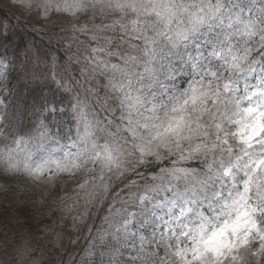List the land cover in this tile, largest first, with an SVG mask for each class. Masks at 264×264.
I'll return each mask as SVG.
<instances>
[{"label": "snow or ice", "instance_id": "6c2138e0", "mask_svg": "<svg viewBox=\"0 0 264 264\" xmlns=\"http://www.w3.org/2000/svg\"><path fill=\"white\" fill-rule=\"evenodd\" d=\"M13 6L46 22L67 18L72 39L89 43L62 72L52 60L51 78L71 94L68 105L41 96L24 131L0 112V176L39 185L85 173L74 196L59 197L64 211L76 213L74 225L99 216L87 229L84 261L244 264L248 252L260 264L264 0ZM10 30L0 23V34ZM7 69L0 59V79ZM164 161L169 166L152 175L143 171ZM13 251V264H39L31 232Z\"/></svg>", "mask_w": 264, "mask_h": 264}, {"label": "rangeland", "instance_id": "374dc122", "mask_svg": "<svg viewBox=\"0 0 264 264\" xmlns=\"http://www.w3.org/2000/svg\"><path fill=\"white\" fill-rule=\"evenodd\" d=\"M13 5L14 0H0L1 10L11 11L16 15L15 23L13 24L14 29L20 30L22 28L19 21L23 19L22 16L24 15L35 14L41 20L43 19L39 13H22ZM35 15L34 17H36ZM54 18L55 23L67 22L64 21L65 18L63 17ZM53 19L47 22L43 19V23L41 20L36 21L34 25L36 27L43 26V32L47 33L52 29ZM9 20L4 11L0 13V23H3L6 28L10 23ZM81 23H83V20H81ZM29 31L31 32V30ZM25 32V29L21 31V33ZM2 38L9 41L6 46L9 48V52L14 54L17 34L8 31L7 34H0V39ZM0 47L2 50L1 44ZM19 59L21 57H17V61ZM7 64L9 66V63ZM38 67L46 68L47 65L45 63L41 65L40 63H36L34 68H29L30 71L24 76L26 77L25 80H31L32 74L38 73ZM81 174L82 172L77 177L72 178L54 176L50 181L46 180L39 185L26 176L19 175L17 176L18 186L14 191L6 184L9 183L10 179L0 176V242L3 244L0 247L2 248L0 251V264H13L14 259H19V257L14 255L13 250L17 247L18 243L22 242V237H27L29 232L39 240L40 251L37 254L39 264H47L46 261H51L53 258L54 264H63V255L61 254L69 246L70 248H74V256L78 257L81 251H83L84 255V249L89 242L87 229L94 222H99V216L94 212L87 224L80 223L74 225L72 216L76 213L64 211L59 199L62 196L75 195L72 189L76 186L77 179L81 178ZM84 177L85 173H83ZM66 203H71V200L66 201ZM49 226L54 231H49ZM82 229L85 232H83L84 238L81 239L79 234ZM58 233L59 236H57ZM243 255L246 257L244 264H256V258L251 256L250 253L245 252ZM88 264H93V262L89 261ZM260 264H264V259H261Z\"/></svg>", "mask_w": 264, "mask_h": 264}, {"label": "trees", "instance_id": "16d2710c", "mask_svg": "<svg viewBox=\"0 0 264 264\" xmlns=\"http://www.w3.org/2000/svg\"><path fill=\"white\" fill-rule=\"evenodd\" d=\"M3 11L10 19L7 27H10V32L17 34V38L14 54L10 53L9 48L6 46L9 41L3 38L0 39L2 46V50L0 47V59H3L6 64L9 63L4 78L0 79V100L5 102L0 112L6 113L8 120L16 125L20 131H24L32 127L34 105L41 96L55 98L57 101H63L65 105L71 102V94L58 89L51 78V73L49 72L52 71V57L54 55L57 56L56 71L62 72V66L66 63L67 56L85 55V49L89 41L85 38V42L77 45V40H73L72 37L70 40V37L67 38V32L65 34L60 31L59 28L62 27V25H59L60 22H54V27L52 26V29L45 33L43 32V26L36 27L34 25L36 21H39L38 17L36 18L37 20H31V18L27 17L26 21H19L22 25L20 30L14 29L13 24L15 23L16 15L11 11L0 9V13H3ZM63 27H67L66 23ZM24 29L26 32L21 33ZM53 32L57 33L55 38L52 37ZM39 55L40 57H38ZM17 57H21V59L17 61ZM36 63H40V65L45 63V65L51 66V70L43 67L45 72L42 73V68L38 67L40 71L38 73H30L32 74L31 80H25L26 77L24 76L30 71L29 68H34ZM72 67L78 68L79 66L73 65ZM165 164H168V162H154L143 169V171L151 175ZM8 179L10 181L6 184L13 191L17 181L14 177H8ZM83 232H85L84 229L79 234L81 239L84 238ZM1 244L0 242V247L3 245ZM69 258H71V255ZM74 262L79 263L77 261Z\"/></svg>", "mask_w": 264, "mask_h": 264}]
</instances>
